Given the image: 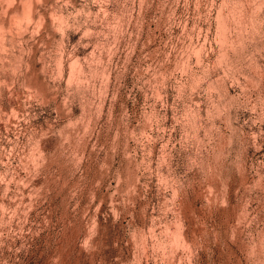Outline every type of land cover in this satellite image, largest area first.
Instances as JSON below:
<instances>
[{
    "label": "rangeland",
    "instance_id": "obj_1",
    "mask_svg": "<svg viewBox=\"0 0 264 264\" xmlns=\"http://www.w3.org/2000/svg\"><path fill=\"white\" fill-rule=\"evenodd\" d=\"M0 264H264V0H0Z\"/></svg>",
    "mask_w": 264,
    "mask_h": 264
}]
</instances>
